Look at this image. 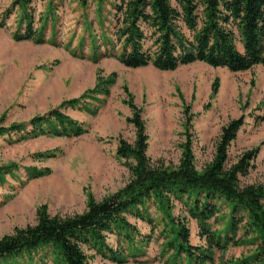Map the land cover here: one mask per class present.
Returning a JSON list of instances; mask_svg holds the SVG:
<instances>
[{
    "label": "rangeland",
    "instance_id": "1",
    "mask_svg": "<svg viewBox=\"0 0 264 264\" xmlns=\"http://www.w3.org/2000/svg\"><path fill=\"white\" fill-rule=\"evenodd\" d=\"M11 5L12 0H0V20L11 11ZM98 7L91 1L83 6L78 0H35L28 11L33 29L45 27L44 44L12 38L21 16L18 9L12 10L5 27H0L1 128L27 124L79 98L101 80L110 81L108 96L89 94L84 100L90 113L77 107L62 109L87 130L85 134L20 139L30 130L27 128L20 134L0 137V169L15 166L0 182V238L34 225L42 206L50 216L81 214L90 198L104 200L129 182L126 162L116 154L119 140L132 144L135 139V130L127 122L131 116L126 105L129 96L141 110L148 136L147 156L156 166H178L190 138L195 167L201 170L213 158L221 129L243 117L244 124L228 151L229 164L245 151L258 148L252 168L241 182L264 187V69L255 66L232 73L196 62L173 71H159L151 66L126 68L112 57L94 62L90 59L92 42L103 54L109 48L103 47L101 33L113 39L111 7L107 3L101 6L102 17ZM33 173L42 175L33 178ZM220 207L208 226L223 237L228 209L224 204ZM172 212L174 216L186 215L178 203ZM150 213L154 221L159 220L152 208ZM131 223L136 224L142 237L150 235L135 256L122 250L121 262H114L109 254L101 256L88 250V264L170 263V254L163 251L161 225L151 231L145 223ZM188 226L191 244L204 246L196 222L189 220ZM228 236L225 249L213 252L215 264L239 263L255 250L250 243L253 236H244L243 226ZM106 243L117 251L115 237H108ZM177 262L185 264L183 257ZM8 264L56 263L48 250H42L31 260L18 257Z\"/></svg>",
    "mask_w": 264,
    "mask_h": 264
},
{
    "label": "trees",
    "instance_id": "2",
    "mask_svg": "<svg viewBox=\"0 0 264 264\" xmlns=\"http://www.w3.org/2000/svg\"><path fill=\"white\" fill-rule=\"evenodd\" d=\"M34 1L12 0L10 10L21 12L18 29L12 37L17 42L46 43L45 27L39 31L33 29V17L28 9ZM78 1L83 6L95 2L101 17L102 5L107 3L112 10L113 39L101 33L103 47L109 48L103 54L98 53L99 46L92 42L90 59L94 62L101 57H112L126 68L151 66L159 71H173L196 62L232 73L255 66L264 69V0ZM11 11L0 20V27H5ZM109 84L110 81L101 80L79 98L66 101L62 108L27 124L0 127V137L20 134L27 128L30 130L20 139L85 134L87 130L62 109L77 107L90 113L84 100L89 94L108 96ZM126 105L131 112L127 122L135 130V139L132 144L119 140L116 154L126 162L129 182L104 200L96 202L90 198L81 214L50 216L44 206L40 207L34 225L17 228L0 238V263L8 264L18 257L31 260L32 255L42 250H48L56 264H88V250L101 256L109 254L114 262H121L122 250L135 256L139 247L150 240V235L142 237L136 224L131 223L133 220L147 224L151 231L161 225L163 251L170 254L167 260L170 263L166 264H178L181 257L185 264H215L213 252L223 251L230 240L228 235L235 234L240 225L244 236H253L250 243L255 250L236 264H264V187L241 182L252 168L258 148L245 151L229 164L228 151L244 118L233 119L221 129L213 158L201 170L195 167L190 138L183 146L178 166L168 168L151 162L141 110L131 96ZM14 168L12 165L8 170L0 169V182ZM40 175L35 173L33 178ZM176 203L186 215L174 216ZM223 204L227 205L228 223L222 237L210 229L208 222L216 217ZM151 208L159 216L158 221L151 216ZM189 220L196 222L204 246L191 244ZM110 236L119 245L117 251L106 243ZM122 244L126 248L122 249Z\"/></svg>",
    "mask_w": 264,
    "mask_h": 264
}]
</instances>
